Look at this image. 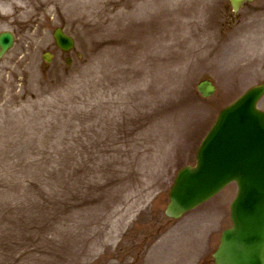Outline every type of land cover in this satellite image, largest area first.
Returning <instances> with one entry per match:
<instances>
[{"label":"rangeland","instance_id":"1","mask_svg":"<svg viewBox=\"0 0 264 264\" xmlns=\"http://www.w3.org/2000/svg\"><path fill=\"white\" fill-rule=\"evenodd\" d=\"M262 18L264 0H0V264H213L235 184L163 211L220 109L264 83Z\"/></svg>","mask_w":264,"mask_h":264},{"label":"water","instance_id":"2","mask_svg":"<svg viewBox=\"0 0 264 264\" xmlns=\"http://www.w3.org/2000/svg\"><path fill=\"white\" fill-rule=\"evenodd\" d=\"M243 1L250 0H230L234 10ZM53 36L62 50L72 48V38L60 28ZM11 45L12 35L2 33L0 56ZM197 89L205 97L214 91L209 81ZM263 92L264 86L253 87L222 110L198 150L196 167L182 169L169 192L165 214L177 218L228 183L237 184L232 227L222 234L215 264H264V114L255 108Z\"/></svg>","mask_w":264,"mask_h":264},{"label":"bare ground","instance_id":"3","mask_svg":"<svg viewBox=\"0 0 264 264\" xmlns=\"http://www.w3.org/2000/svg\"><path fill=\"white\" fill-rule=\"evenodd\" d=\"M15 4V9L19 7H23L24 5L21 2H13ZM193 13H195L193 11ZM25 16H30V12H25L24 16H20L19 18H24ZM252 34V39L250 40L251 43L258 44L259 47L262 49L264 48V18H262V22L257 24L252 28L251 31H249ZM239 33V31H238ZM247 38V35L245 36Z\"/></svg>","mask_w":264,"mask_h":264}]
</instances>
